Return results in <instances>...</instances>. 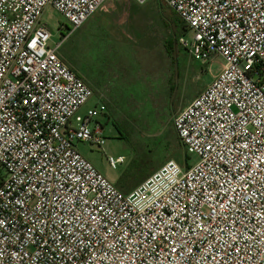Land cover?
<instances>
[{"label": "built area", "instance_id": "obj_1", "mask_svg": "<svg viewBox=\"0 0 264 264\" xmlns=\"http://www.w3.org/2000/svg\"><path fill=\"white\" fill-rule=\"evenodd\" d=\"M105 1L0 0V264H264V0H159L222 64L173 120L196 163L126 194L76 148L103 149L107 109L78 114L93 92L57 54Z\"/></svg>", "mask_w": 264, "mask_h": 264}, {"label": "rangeland", "instance_id": "obj_2", "mask_svg": "<svg viewBox=\"0 0 264 264\" xmlns=\"http://www.w3.org/2000/svg\"><path fill=\"white\" fill-rule=\"evenodd\" d=\"M144 10H147L148 14H139L133 18L136 13L131 12L128 21L120 26L122 33L129 32L135 39L140 37L142 44H148L146 49L139 50L145 57L134 55L138 61L136 63L143 67L140 86L131 90L135 95L113 97L114 110L119 118L104 126L106 141L103 149L76 143L78 152L85 159L108 181L124 190H128L134 182L145 177L140 182L142 183L167 162L174 161L183 170L196 163L197 158L194 155L182 160L176 155L164 156L160 151L151 150L150 136L155 131L164 132L170 128L175 132L174 117L211 83L212 76L219 71L222 64L221 58L217 56L212 57L209 62L194 61L190 57L187 50L178 44V38L183 37L191 42L192 33L182 31L180 24L172 16V10L162 1L150 0ZM154 10L156 12L150 14L149 11ZM41 23L46 24L53 35L51 44L59 40L60 28L67 26L65 19L51 8L45 9ZM169 40L172 44L166 52ZM57 54L77 72L87 86L92 87L91 78H95L101 86V29L96 22L90 21L77 29ZM104 55H107L105 49ZM145 62L147 65H143ZM99 91L101 93V90ZM97 102H101V95L93 92V97L78 114H83ZM146 113L150 117L149 135L143 133L141 127ZM114 124L120 128H132L135 136H132L131 141L134 144L130 145L121 140ZM119 156L124 158V162L113 170L106 158Z\"/></svg>", "mask_w": 264, "mask_h": 264}, {"label": "crops", "instance_id": "obj_3", "mask_svg": "<svg viewBox=\"0 0 264 264\" xmlns=\"http://www.w3.org/2000/svg\"><path fill=\"white\" fill-rule=\"evenodd\" d=\"M146 3L137 4L132 0H106L82 25L94 21L101 29V86L95 78H91L92 87L89 88L92 92H98L101 95V103L106 107L114 103L113 97L135 95L131 90L140 86L139 80L143 75L138 72L142 69H138L137 58L134 55H138L140 49H146L148 44H144V42L142 44L140 37L135 39L129 32L122 33L120 26L128 21L131 12L136 13L133 18L139 14H148L147 10H144ZM149 12L153 14L156 11ZM104 49L106 56H103ZM119 50L124 52L120 53ZM143 65H147V63L145 62ZM69 68L73 70L71 67ZM73 71L75 72V70ZM134 188L118 189L126 194Z\"/></svg>", "mask_w": 264, "mask_h": 264}, {"label": "trees", "instance_id": "obj_4", "mask_svg": "<svg viewBox=\"0 0 264 264\" xmlns=\"http://www.w3.org/2000/svg\"><path fill=\"white\" fill-rule=\"evenodd\" d=\"M172 13H173L172 16L174 17V19L180 24V26L182 28V31H184V32L187 31L186 28H185V26H184V24L178 19V17L176 16V14L173 11H172ZM171 44H172L171 43V40H169L168 47L165 49V51L169 47L171 48ZM137 56L138 57H141V58L142 57H145V56L141 55L139 51H138V55ZM136 62H138V61H136ZM137 65H138V69L141 70L142 69L140 67L141 65H139V64H137ZM141 72L142 71H139L138 74L141 75ZM106 109H107V113H106V117H105L104 126H106L109 121H111L113 119H114V121H116V119L119 118L117 116V113H115L113 104L112 105H108V107H106ZM140 113H142V112H140ZM144 113H145V111H144ZM115 116H117V118H114ZM149 119H150V117L146 113L143 116V119H142L143 122H141V127L143 129V133H146L148 135H149V132H148L149 131V127H148V125L150 124V120ZM130 127L131 126H129V128ZM115 129L119 133V137H120L121 140H124L125 142H127L130 145L134 144L133 141H131V140H133V137L132 136L134 135V132H132L133 131L132 128H130V129H126V127L120 128L118 125L117 126L115 125ZM150 137H151L150 138L151 140L149 141V143L152 146V149L151 150L154 149V150L160 151L161 153H163L164 156H170V155L171 156L172 155L174 156V155H176V156L181 157L182 160L189 158V154L186 152L185 148L181 144V142L178 139V137H177L176 133L174 132L173 128H170L168 131H164V132L155 131V132H153L151 134ZM144 178L139 179L138 181L134 182L129 188L136 186ZM116 187L119 188L118 186H116ZM119 189H124V188H121L120 187Z\"/></svg>", "mask_w": 264, "mask_h": 264}]
</instances>
